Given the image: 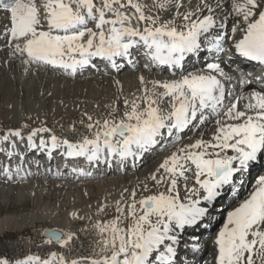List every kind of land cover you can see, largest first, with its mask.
Returning a JSON list of instances; mask_svg holds the SVG:
<instances>
[{
  "label": "snow or ice",
  "instance_id": "snow-or-ice-1",
  "mask_svg": "<svg viewBox=\"0 0 264 264\" xmlns=\"http://www.w3.org/2000/svg\"><path fill=\"white\" fill-rule=\"evenodd\" d=\"M0 12L7 21L0 48L20 59L25 74L36 67L75 77L100 72V65L105 75L141 67L158 74L140 72L128 96L121 86L102 118L85 113L83 131L43 123L0 129L5 183L32 175L24 163L30 152L51 159L59 151L124 171L155 149H174L144 181L124 189L129 195L115 201L114 216L82 229L83 240L45 228L36 247L52 246L47 253L0 254V264H201L195 230L212 226L225 199L212 261L203 264H264V174L248 179L264 161V0H0ZM253 83L259 90H246ZM186 132L200 135L184 143Z\"/></svg>",
  "mask_w": 264,
  "mask_h": 264
},
{
  "label": "rangeland",
  "instance_id": "rangeland-1",
  "mask_svg": "<svg viewBox=\"0 0 264 264\" xmlns=\"http://www.w3.org/2000/svg\"><path fill=\"white\" fill-rule=\"evenodd\" d=\"M145 3H148L149 5H151L152 0H144ZM7 21L3 19V13L0 12V31L3 30V25L6 23ZM2 43V42H0ZM3 48H0V50ZM8 61V63H5V61ZM10 60V61H9ZM11 60L15 61V64L17 67H19L21 65V61L19 58L16 59H11L9 58L8 54L7 56H3L0 57V64L1 67L4 69V74H7L9 76V71H10V65H11ZM4 63V64H3ZM225 68H228L230 70V68L227 65H223ZM234 67V66H233ZM245 71H252L251 69H244ZM259 70V69H258ZM256 69V72L258 71ZM140 72H143L144 75H148L149 77H156L158 74L156 72H152L149 73L148 71L144 70L142 67L140 69ZM140 72H133L131 69L125 68L123 71H121L120 73H115V72H110L109 74L105 75L104 71H93V70H88V74L85 75H76L75 77H71V76H65L62 75L60 72L57 71H52V70H48L45 68H36L33 67L32 70L30 72H28L27 74H25L23 79H16L19 81L18 85L20 87L26 86L31 87L32 83L36 80V78L40 75L43 76H49V77H62L65 80V84L68 86L69 83L73 84L75 82L78 81H86L88 79L91 78H100V79H104V80H114V79H118L119 77L126 75L128 73H133L136 75H139ZM79 74V73H78ZM259 74V72H258ZM38 75V76H37ZM168 74L165 72L163 74L164 77H166ZM16 76V74H15ZM159 78H163V77H159ZM68 83V84H67ZM67 86L65 87L64 85L62 86V90H61V98L56 100H53L52 104L53 106H63L65 107V109H71L73 111H75V113L73 114V116L68 115L67 120H65L63 123H56L53 120V114L55 112L53 111H48L47 108L45 107V102L42 100L39 102L38 105V111H40L38 113V111L33 112V113H25L23 111H21V107H19V112L18 114H16V116L14 115L13 112H9L6 115H1L0 113V129H6L8 127H15L17 126L18 123L20 124H27L29 126V129L32 128V123H34L37 120H47L46 124L47 127L50 128H55L57 131L60 130V128L63 126L65 129L67 128L68 125L71 124H75L77 126V128H79L81 131H83V128H81L80 126V121L83 120L85 123H87V116L85 115V113L87 115H89L88 113L91 112V116L93 117V119H96L98 117L102 118L103 116H105L109 110L106 109H101L100 107L97 108L98 106V100L99 98H90L87 96H83L85 93V90L79 87L80 90L71 88L70 95L69 96L68 92H63L66 91ZM257 90H259V85L258 84H251L248 85L246 87V90L251 89V88H255ZM3 89H1L2 91ZM136 90V87L134 89L131 90H127V91H123V96H128L130 93L134 92ZM239 91V89H238ZM82 93V94H81ZM116 93V92H115ZM114 93V91L112 90L111 95L113 96L110 100L111 103L110 105L116 100L117 95ZM120 93V91H118V94ZM23 97V95H21ZM65 96V97H64ZM83 96V97H82ZM81 97V98H79ZM81 99V100H80ZM47 100V99H44ZM54 101L58 102V104L54 103ZM44 103V105H43ZM6 99H4L3 97H0V108L4 105H6ZM21 104V103H19ZM56 104V105H55ZM8 106V105H7ZM44 106V107H43ZM118 106L121 108V110L123 109V99L121 98V100L118 102ZM43 108V109H42ZM54 108V107H53ZM35 110V108H34ZM44 110V111H43ZM96 110V111H95ZM50 115V116H49ZM1 117H5L3 118L4 121L1 122V120H3ZM35 117V118H34ZM37 117V118H36ZM6 119V120H5ZM34 128V127H33ZM200 131H205V129H201ZM207 132H208V136L211 135V127L209 126L207 128ZM200 135L199 132H196L195 134L191 133L189 134L185 139H184V143H189L191 142V140H194L196 138H198ZM174 149H169L168 152L172 151ZM157 151L161 152L159 149H155L153 151H151L150 153H147V158L145 160H143L141 163H137L136 167L134 169L129 168L128 166L125 167L124 171H117L114 174H110L109 176H103V177H97L98 175H104L103 172L99 173V174H94L92 172L91 177H96V178H91V179H86L84 181H72V180H66L65 178H52V176L55 175V173L57 171H59L61 173V176H65L66 174H69L72 168H67L66 170L64 169V171H62V169L64 167H61V165H55V161L60 159L63 160V157L61 156L60 152H53L52 153V164L51 166L48 165L46 166V164L44 163V161H38L37 159H35L34 156H32V158H30L29 156H27L25 162L26 166H29V164H32V169H29L30 171H33L36 173L38 172H45L46 177L45 178H40L35 177V178H29L27 179V181L25 183H29L32 185L33 188H31L26 194L21 195H17L16 193H14L13 191H10L8 193H1L0 192V213H8L12 211L13 207H15V211L18 212L20 215H38V216H47L49 215L50 217H57L59 214H66V215H74L77 210L79 208L81 209H90V210H94L92 211V213H89L90 215V219L89 222L85 224L82 222L79 225L76 224L73 226V228H75L74 230H72V232L77 233L80 237L81 240L84 239V237L87 235L86 232H82V229H85L87 227H90L91 224L93 222H95L96 219H109L112 216H114L115 213V205L112 206L110 205V203L104 204V212L103 213H98V209L101 207L100 202L103 200L102 196H95L91 199H82V200H77L79 201V205L78 206H72V201H68L69 197H65V195L63 194L62 196H64L63 199H49L50 197L44 198L39 201L38 197L42 194L45 193V191H47L48 193H50V190L48 189L49 187H64V188H70V187H75V186H88V185H93L96 186V182L99 180H105V179H129L131 181H134L136 178H138L140 181H144V177H141L145 174H150L152 171L155 170V168L157 167L158 163L162 160L164 155H167L168 152H161L159 154H156ZM150 158H154L156 159V163L151 165L149 167V159ZM158 158V159H157ZM2 159V156H0V160ZM64 161V160H63ZM39 165L36 167V164ZM36 163V164H35ZM44 163V165H43ZM132 163V162H131ZM43 165V166H42ZM84 169L88 170V167H83ZM91 170V169H90ZM70 171V172H69ZM94 171V170H93ZM256 174L252 173L253 175L249 174L248 179L251 181L256 175L258 174H262V171H257V170H253ZM69 172V173H68ZM73 173V172H72ZM0 185L1 186H8V190H14L16 186L22 185V182H15V183H5L3 180H0ZM134 188V185L132 186ZM130 188L129 192L133 189ZM59 190H56V192H58ZM73 192V190L71 191V193ZM129 192H126L125 194V198L128 197ZM119 193L116 192V195H118ZM49 196V195H48ZM69 199H72L71 197ZM227 201V199H225ZM26 201V202H25ZM37 201V202H36ZM22 202V203H21ZM24 203H27L28 206H22ZM30 204V205H29ZM35 204V205H34ZM18 207H17V206ZM9 206V207H7ZM6 207V208H5ZM21 208V209H20ZM229 210V206L226 205V207H223L222 209L219 208V203L217 204L216 207V211H215V217L216 219L214 220L212 226L210 228L207 229H200L197 230L198 232H200V234L203 236V241H201V245H202V255L200 256V260H201V264H203L204 261H208V250L211 246V240H212V236L214 235V233L216 231H218L217 229L221 226L222 221H223V216L226 215V212ZM57 211V212H56ZM224 212V213H221ZM88 214V213H87ZM51 224L50 221L48 220L47 223H38L37 225L34 226H30L29 228H26L25 230L22 231H9V232H5L0 234V253H8L10 254V256H17V255H21L20 253H24L26 252L29 248H31L32 252H36L39 253L41 255L47 253V251L49 250L50 247L52 246H45L42 245L40 248H37L36 245H41L42 242V237L39 235V233L45 229V228H51ZM65 231H71V230H65ZM196 231V234H197ZM205 233H208L210 236L207 238L205 237ZM198 235V234H197ZM200 236V235H198ZM58 246H56V248H54L53 250H57Z\"/></svg>",
  "mask_w": 264,
  "mask_h": 264
},
{
  "label": "bare ground",
  "instance_id": "bare-ground-1",
  "mask_svg": "<svg viewBox=\"0 0 264 264\" xmlns=\"http://www.w3.org/2000/svg\"><path fill=\"white\" fill-rule=\"evenodd\" d=\"M3 56H7V49H1L0 50V57H3ZM10 66L11 67H10V71H9V76L7 74H4L3 68H0V97H3L4 99H6V102H7L6 105H4L0 108L1 115H6L9 112H13L14 115L16 116V114H18V112H19V107H21L20 110L25 112V113H28V114L33 113V112L36 113V111H38L39 102L43 100L45 102V107L47 108V110L55 112L52 116H53V120L56 123H63L65 120H67L68 115L73 116L75 111H73L71 109H65V107H63L62 105L61 106H53V104H52L53 100L57 101V99L62 97L61 96L62 86L63 85L65 87L67 86L65 84V80L62 77L55 78V77H49V76L46 77L43 75H41V76L37 75L38 77L32 83L31 87H28V88L26 86L20 87L18 85L19 81L16 79H18V78L23 79L24 78L25 73L23 72V66L20 65L19 67H17L15 64V61H13V60H11ZM0 67H1V64H0ZM15 74H16V76H15ZM85 74H88V70L84 71L83 73H79L77 75L80 76V75H85ZM137 76L138 75H136V74L128 73L126 75L119 77L117 80H119L121 82L120 86L115 85L113 82L114 80H107L106 81V80L100 79V78H91V79H88L86 81H78V82H75L73 84L67 83L68 84L67 89H66V91L63 90V92H68L66 94L71 96L70 92L73 91V90L71 91V88L80 90L79 89V87H80L81 90L82 89L85 90V93L83 96H87V98L88 97L99 98V100L97 101L98 102L97 108L100 107L101 109L110 110L106 106L110 105V103H111L110 100H112L111 98L113 97L111 95L112 90L114 91V93L116 92L115 93L116 95H118V91L121 90V86H122V91L131 90V89H134L135 87L137 88L139 86ZM145 76L147 78H151L148 75H145ZM1 89H3V90L1 91ZM21 95H23V97ZM79 98H81V97H79ZM44 99H47V100H44ZM56 101H54V103L58 104V102H56ZM19 103H21V104H19ZM9 105H11V107ZM43 105H44V103H43ZM34 108H35V110H34ZM39 112L40 111H38V113ZM88 114L91 115V112ZM1 118L3 119L5 117H1ZM2 121H4V119L1 120V122ZM46 121L47 120H45V121L37 120L34 123H32V128L33 127H40L42 123L47 126ZM20 125L21 124L18 123L17 126H15V127H18ZM191 133L192 132H186L184 134V137L186 138ZM35 153H37V152H30V153H27L26 156H29L30 158H32V156L35 155L34 156L35 159H37L38 161L39 160L44 161V163L46 164V166L48 165V167H49V165L51 166L52 160H49V157L46 154H41L38 152V155H36ZM159 153H161V152L157 151L156 154H159ZM52 157L53 156L51 155V158ZM146 158H147V154H145V156L142 158V160L139 161L138 163H141ZM60 159L55 161V165H57V166L61 165V167H64L62 169V171H64V169L66 170L67 168H71L70 164H68V163L65 164V161L60 160ZM148 161H149V167L157 162L156 159H154V158H150ZM44 163H43V165H44ZM71 164L72 165L74 164L73 168L74 167H80V168L88 167V171H91L94 174H96V173L99 174V173L103 172L102 170L105 167V165H99L98 167H90L89 165H86V164L81 165V164H79V162H71ZM38 165H39V163L36 165V167ZM27 167L29 169H32V164H29V166H27ZM253 170L262 171V174H264V161H262L260 164L253 167V169L250 173L251 175H253L252 173L256 174ZM31 172H32V175L29 178H35L38 176L40 178L46 177L45 172H39V173L38 172L36 173V171L35 172L31 171ZM116 172L117 171H115V170L108 171V172L105 171V172H103L104 175H101V176L98 175L97 177L109 176L110 174H114ZM146 176H148V174H145L141 177H144V179H145ZM51 177L57 178L56 175H54V176L51 175ZM59 178H65L66 180H69V181L70 180H72V181H84L86 179L89 180L91 178L94 179L96 177L78 176L75 173L70 172L69 174L65 173V176L60 175ZM0 180H3V179H0ZM26 181L27 180L22 182V185L16 186L14 190H8L9 189L8 186H4V185L1 186L0 185V192L1 193H8L10 191H13L18 196L19 195L22 196L23 194H26L31 188H33L31 184L25 183ZM138 181H140L138 178H136L134 181H131V180L126 179V178L119 179V180L110 178V179H105L103 181L102 180L97 181L96 186H93L91 184L88 186H78L77 185L75 187H70V188H64V187H61V188L52 187L51 188V187H49L48 189L50 190V193L45 191V193L42 194L43 193L42 192L41 195L38 197L37 201L41 200V198L44 199L47 197H50L49 199H51V200L52 199L56 200V199H60V198L63 199L64 196H62V195L64 194L65 197H69V198L71 197L72 198V199L68 198V201H70V202L72 201L71 203H72V206L74 207V206L79 205V201H77V200L91 199L95 196L100 195L103 197V200L100 202L101 206L104 204H107V203H110V205L114 206L115 201L121 199L122 193L125 196L126 192H124V189L130 190V188H133L132 187L133 185H134V187H136ZM140 182H142V181H140ZM56 190H59V191L56 192ZM72 190H73V192L71 193ZM116 192L119 194L116 195ZM138 198H139V194L137 196V199ZM75 199H77V200H75ZM226 205H228V201H226V200L219 202V208L220 209H222L223 207H226ZM22 206H28V204L24 203ZM7 207H9V206H7ZM15 209L16 208L13 207L11 212L8 211V213H5V214L0 213V234L5 233V232H9V231H16V232L22 231V230H25L26 228H29L30 226L37 225L38 223H40V224L41 223H47L48 220L50 221V224L52 226L51 228L62 229L64 231L65 230H71L72 231L75 229V228H73L74 225H76V224L79 225L82 222L84 224H85V222L88 223L89 219H90L89 213H92V211H94V210H90V209L79 208L74 215L68 216L66 214H59L55 218V217H50L49 215H47V216L20 215L18 212L15 211ZM221 213H224V212H221ZM196 230H200V229H196ZM216 232L212 236L213 238H214ZM205 234H206L205 237H207V238L210 236L208 233H205ZM213 238L211 240V246L208 250V253H209V256L207 258L208 261H212Z\"/></svg>",
  "mask_w": 264,
  "mask_h": 264
},
{
  "label": "trees",
  "instance_id": "trees-1",
  "mask_svg": "<svg viewBox=\"0 0 264 264\" xmlns=\"http://www.w3.org/2000/svg\"><path fill=\"white\" fill-rule=\"evenodd\" d=\"M0 254H4V255H6V256H8V257H17V256H21V255H17V256H10V254H8V253H0ZM20 254H22V253H20Z\"/></svg>",
  "mask_w": 264,
  "mask_h": 264
}]
</instances>
